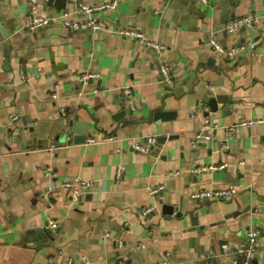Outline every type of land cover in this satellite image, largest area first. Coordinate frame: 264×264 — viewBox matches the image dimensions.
Returning <instances> with one entry per match:
<instances>
[{
    "label": "crops",
    "instance_id": "1",
    "mask_svg": "<svg viewBox=\"0 0 264 264\" xmlns=\"http://www.w3.org/2000/svg\"><path fill=\"white\" fill-rule=\"evenodd\" d=\"M34 3L40 14L95 16L102 27L29 31L32 0H0V264H153L167 253L173 264H226L238 255L221 245L243 242L253 227L264 244V0H119L84 16L73 0ZM246 14L257 18L252 27L223 33ZM119 27L166 44L171 85L160 78L158 53ZM214 36L239 49L235 56L216 53ZM85 71L99 77L82 83ZM209 90L222 100L215 112ZM75 117L88 128L86 141L68 132ZM251 118L263 121L238 125ZM206 119L212 137L196 140ZM150 134L167 136L156 155L132 148ZM106 135L115 139L100 140ZM72 176L93 180L94 189L75 199L76 187L61 185ZM160 185L155 198L150 188ZM229 186L231 197H192ZM255 262L264 264V251Z\"/></svg>",
    "mask_w": 264,
    "mask_h": 264
},
{
    "label": "built area",
    "instance_id": "2",
    "mask_svg": "<svg viewBox=\"0 0 264 264\" xmlns=\"http://www.w3.org/2000/svg\"><path fill=\"white\" fill-rule=\"evenodd\" d=\"M35 0H32V6H31V14L29 16V19L24 25V28L29 31H35L37 29H40L44 26H47L52 23H61L63 26L67 27L70 30L76 31V30H93L96 31L102 27V23L94 16L92 18H80L78 20H73L69 18V12L68 11H61L57 14L47 16L40 14L38 12L37 6L34 3ZM119 0H103L97 4L88 5L83 0H73V2L76 3V12L80 16L84 15H90L94 14L98 11L115 8ZM257 22V18L254 14H246L238 17H234L229 22H227L223 26V30L228 32L229 34H233L235 32H238L244 28L252 27ZM115 32L126 36V37H132L136 38L144 47L149 48L150 50L158 53V70L160 73V78L163 80L164 83L167 85H171L174 82V72L172 67L167 63V61L162 57V52L166 48V44L161 42L160 40L154 39L150 37L144 30H141L139 28L134 27H119L115 30ZM211 48L218 53L219 55H225L227 57L235 56L237 51L236 47L234 48H228L224 45V43L217 37L214 36L211 38L209 42ZM252 47H255V42L251 43ZM242 48H244L242 46ZM24 78H26V75H23ZM99 77V73L96 71H85L80 73L77 78L82 83L89 82L90 80L94 81L97 80ZM125 93L128 94V96L132 95V89L126 88ZM53 97H57L56 93L52 94ZM134 105L131 104V109L133 110ZM13 119H16L17 116H12ZM262 119L258 118H251V119H243L241 120L238 125H242L245 127H252L260 122H262ZM237 125V124H236ZM236 125L230 126L228 128L230 137L232 136L233 129ZM214 129L213 126H211L209 119H206L205 124L203 128L197 133L196 140L199 139H210L212 137V130ZM114 136L106 135L102 137L100 140L102 141H112L114 140ZM98 139L96 137H89L87 139V142H96ZM158 141V137L155 135H147L142 140H134L132 142V148L140 151L142 153H145L147 155H156V150H158L155 145ZM52 146H55L53 144ZM226 167L225 165H212L210 166V169H220ZM49 172H51V169H48ZM53 174V173H52ZM123 175V168L120 167L118 169L117 176L121 177ZM61 185L67 188H71L73 186L76 187L74 196L75 199H78L79 194L81 192H87L94 189V181L90 179H85L80 176H72V177H65ZM164 190V186H156L153 188H150V193L153 197H161L162 191ZM236 189L233 186H229L228 188H222V189H203L195 192L192 197L197 200L198 202H205L207 200H217L222 198L231 197L235 194ZM154 208L153 206L148 207L145 209V213H149ZM56 220H50L49 224L53 225V229L56 228ZM262 235V230L258 227L249 228L246 231L245 240L239 244L231 245L229 242H224L221 245V252L224 254H230V253H236L238 255L237 259H234L233 261H227L226 264H256L255 262V254L257 251L262 250L264 251V244L260 243V238ZM214 254V251L211 252L209 255L210 257ZM173 258L171 257L170 253H167V255L154 262L153 264H173Z\"/></svg>",
    "mask_w": 264,
    "mask_h": 264
},
{
    "label": "water",
    "instance_id": "3",
    "mask_svg": "<svg viewBox=\"0 0 264 264\" xmlns=\"http://www.w3.org/2000/svg\"><path fill=\"white\" fill-rule=\"evenodd\" d=\"M62 6H65V4H62ZM223 33L224 34H226V33L229 34L228 32H225V31H223ZM208 60H209V62L215 61V59L211 58V57ZM211 93L212 92L210 90L206 92L205 101L208 103L210 111L215 112V111L218 110V108H220L219 103H221L222 100H221L220 96L219 97L218 96H212ZM223 110L227 112V108H223ZM120 113H125V112L123 111V112H120ZM68 126H69L68 132L75 134L74 135V140L75 141H77V142L78 141L79 142L86 141V138L89 135L88 128L86 129V127L78 124L77 117L74 118V122H73V120H70L69 123H68ZM166 139H167V136L159 137L155 147L157 149H159L165 143ZM173 211L174 210H173L172 206H166V207L164 206L163 207V212L164 213H172ZM148 216H150V214ZM194 224H196V223L194 222ZM46 244H48V243L46 242Z\"/></svg>",
    "mask_w": 264,
    "mask_h": 264
}]
</instances>
